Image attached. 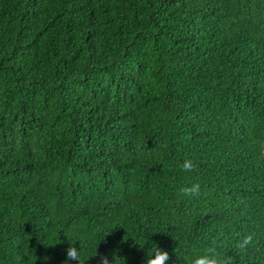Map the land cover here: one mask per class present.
Listing matches in <instances>:
<instances>
[{
    "label": "trees",
    "instance_id": "trees-1",
    "mask_svg": "<svg viewBox=\"0 0 264 264\" xmlns=\"http://www.w3.org/2000/svg\"><path fill=\"white\" fill-rule=\"evenodd\" d=\"M213 242L264 264V0H0V264Z\"/></svg>",
    "mask_w": 264,
    "mask_h": 264
},
{
    "label": "clouds",
    "instance_id": "clouds-1",
    "mask_svg": "<svg viewBox=\"0 0 264 264\" xmlns=\"http://www.w3.org/2000/svg\"><path fill=\"white\" fill-rule=\"evenodd\" d=\"M179 167L182 171L191 172L194 170L195 165L191 160H184L179 165ZM180 194L182 196L188 197L189 199L193 197L198 198L200 195V184L195 183L192 184L190 187H182L180 188ZM252 242H253V238L251 235H249L244 237L240 242H238L237 247L243 249L251 245ZM168 260H169L168 252L155 246V248L152 251V254L148 258H145V264H166ZM68 261H76L77 264H82V252L80 247L79 249H77L75 247H72L71 244L69 245V247L66 249V258L64 264H68ZM83 264H85V261H83ZM100 264H110L108 257L101 256ZM192 264H230V258L222 256L216 250L215 242H213V246H210L203 255L193 257Z\"/></svg>",
    "mask_w": 264,
    "mask_h": 264
}]
</instances>
